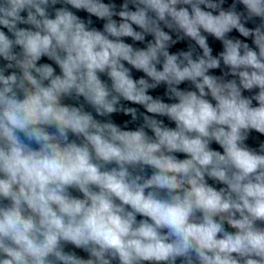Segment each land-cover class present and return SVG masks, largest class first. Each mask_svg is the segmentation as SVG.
<instances>
[{
    "label": "clouds",
    "instance_id": "9594fccd",
    "mask_svg": "<svg viewBox=\"0 0 264 264\" xmlns=\"http://www.w3.org/2000/svg\"><path fill=\"white\" fill-rule=\"evenodd\" d=\"M0 264H264V0H0Z\"/></svg>",
    "mask_w": 264,
    "mask_h": 264
}]
</instances>
